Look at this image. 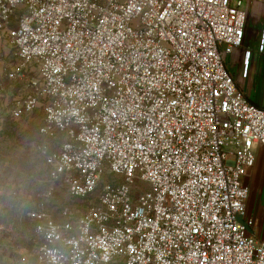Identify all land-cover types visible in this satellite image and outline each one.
Listing matches in <instances>:
<instances>
[{
    "label": "built area",
    "instance_id": "obj_1",
    "mask_svg": "<svg viewBox=\"0 0 264 264\" xmlns=\"http://www.w3.org/2000/svg\"><path fill=\"white\" fill-rule=\"evenodd\" d=\"M258 2L0 0L17 62L5 76L37 69L11 118L40 109L31 148L69 196H95L61 221L44 209L50 186L29 197L38 264H264L244 184L264 149V107L226 65L244 43V6Z\"/></svg>",
    "mask_w": 264,
    "mask_h": 264
},
{
    "label": "crops",
    "instance_id": "obj_2",
    "mask_svg": "<svg viewBox=\"0 0 264 264\" xmlns=\"http://www.w3.org/2000/svg\"><path fill=\"white\" fill-rule=\"evenodd\" d=\"M246 11L244 43L227 58L226 65L228 69L232 68V72L237 69L236 74L231 73L247 98L264 107V54L257 52L264 3H246ZM247 50L251 52L249 74L246 80H242V61ZM15 181L10 170L4 164L0 165V264H38L35 224L24 215L35 206L26 189ZM244 184L249 189L246 203V215L251 221L249 231L261 240L264 239V149L256 151L254 167L248 171Z\"/></svg>",
    "mask_w": 264,
    "mask_h": 264
},
{
    "label": "rangeland",
    "instance_id": "obj_3",
    "mask_svg": "<svg viewBox=\"0 0 264 264\" xmlns=\"http://www.w3.org/2000/svg\"><path fill=\"white\" fill-rule=\"evenodd\" d=\"M244 9L246 10V6ZM7 39V32H3L0 35V165L4 164L10 170L16 184L23 186L29 193L28 197L43 193L50 186V201L44 204V209L56 221L63 220V209L70 211L72 219H79L95 203V196L83 199L69 196L63 178L54 180L51 169L30 146L40 140L38 129L42 124V111L37 109L20 121L11 118L16 102L29 93L27 81L37 77V69L27 68L24 80L14 81L7 78L5 74L17 65L14 50ZM229 70L232 72V68ZM232 73L236 74L237 69L234 68ZM107 181H111V178L107 177Z\"/></svg>",
    "mask_w": 264,
    "mask_h": 264
}]
</instances>
